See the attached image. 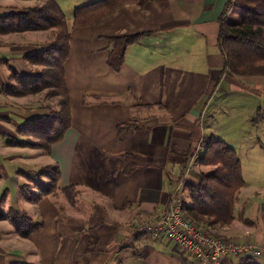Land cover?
<instances>
[{
    "label": "crops",
    "instance_id": "0c3cea01",
    "mask_svg": "<svg viewBox=\"0 0 264 264\" xmlns=\"http://www.w3.org/2000/svg\"><path fill=\"white\" fill-rule=\"evenodd\" d=\"M66 1L55 0L70 34L63 65L69 126L48 153L17 145L27 138L17 132L19 124L47 110L26 106L32 95L0 91V159L13 163L16 156L22 158L23 169L13 175L11 188L17 177L56 165L57 188L72 185L76 196L70 202L58 191L40 198L34 214L41 227L15 242L7 219H0V229L8 232L0 242L11 248L7 257L1 250L0 264H12V256L20 257L23 250L37 264H189L191 257L171 241L133 235L129 226L155 217L173 192L199 182L191 169H202L196 157L204 150L203 141L215 137L208 124H201V114L221 80L234 82L221 71L216 47V19L224 0H150L142 7L130 3L88 27H73L66 13L71 17L75 6L95 0ZM33 2L0 0V15ZM45 31L0 33V85L14 79L11 71L23 78L33 75L35 67L25 55L46 43ZM137 33L148 34L127 44L119 70H110L107 37ZM17 98L23 99L22 109H17ZM4 190L12 196L9 187ZM14 190L19 193V187ZM205 227L251 242L245 237L248 231H238L232 223ZM253 240L264 243L259 235ZM244 256L227 255L222 264H241Z\"/></svg>",
    "mask_w": 264,
    "mask_h": 264
},
{
    "label": "trees",
    "instance_id": "16d2710c",
    "mask_svg": "<svg viewBox=\"0 0 264 264\" xmlns=\"http://www.w3.org/2000/svg\"><path fill=\"white\" fill-rule=\"evenodd\" d=\"M39 1L40 4L22 11L0 15V33L49 30L52 35L50 43L25 55V59L38 68L37 71L28 78L11 71L15 84L0 85V91L12 96H26L46 90L47 95L58 98L56 109H48L46 114L25 121L17 128L18 133L34 137L25 142L17 141V145L25 144L48 153L51 146L61 139L70 122L63 71L69 54L70 34L65 17L55 0ZM148 1L150 0H95L73 8L71 25L88 27L126 4L135 3L142 7ZM216 20V47L223 60L221 71L229 77L264 78V0H224ZM146 34L148 33L107 37L111 43L106 59L108 68L117 72L122 65L126 45ZM259 116L258 108L252 121L255 122ZM127 126L119 125L117 131ZM203 146L204 150L196 157V161L199 165H210L212 169L200 171L197 185H184L188 202L181 204V210L195 225L227 224L233 219L235 194L244 183L240 161L233 147L213 135L203 141ZM25 178L31 185L22 184L20 192L29 202L54 195L57 190L65 194L69 201L75 197L72 185L57 189L59 170L56 165L43 166L35 174L25 175ZM4 218L10 223L13 232L22 238L41 227V222H31L25 213L14 208H8L6 213L0 211V219ZM241 264L260 263L246 255L241 259Z\"/></svg>",
    "mask_w": 264,
    "mask_h": 264
},
{
    "label": "rangeland",
    "instance_id": "374dc122",
    "mask_svg": "<svg viewBox=\"0 0 264 264\" xmlns=\"http://www.w3.org/2000/svg\"><path fill=\"white\" fill-rule=\"evenodd\" d=\"M33 1L34 2L31 4V6L41 3L39 0ZM64 3L68 4L69 1L64 0ZM25 8L18 9L17 11H22ZM66 14L68 20L70 21L71 17L68 11ZM44 33L45 34L42 35L46 36V43H50L52 39V35L50 34L51 32L46 30ZM44 39L45 37L42 38V41ZM46 43H44V45ZM210 50H212V48H210ZM33 66L35 67L32 71L34 74L38 68H36L35 65ZM246 78L247 80L241 77H233L234 82L226 79L220 81V90L213 92L212 96L207 101L205 108L203 109L204 112L201 114V124H208L217 139H221L226 144L233 147L240 161V170L244 183L235 194L236 196L234 198L232 210L234 219L230 222V224L232 223V225H234L238 231H240V229L242 232L243 230H247L248 232H246L247 235L245 237L250 239L251 242L254 241L253 239H256L258 235L264 242V78L260 76H251ZM8 84H15V79L11 80V82ZM28 99L29 101L25 104L26 106L31 107V109L40 108L39 106H41L44 109L46 108V110L56 109L58 100V98L55 96L47 95L46 90L32 94V97ZM20 101H23V99L17 98V109H22V106L24 105L23 102ZM258 108L260 109V116L254 122L252 121V118L256 117ZM22 135L27 137L26 140L34 139L32 135ZM26 140L21 142H25ZM21 146L26 145L21 144ZM27 147L32 148L31 146ZM34 149L43 152L40 148ZM21 160L22 158L17 156L13 163H11L12 161L8 163L7 159L5 161L0 159V174L3 176L0 178V205L2 207H0V211L2 213H6L8 209H6L2 203H9L11 208L15 207L17 211L25 213L31 219V222L40 223L34 214V203L36 202H29L23 197H20V186L23 183H27L28 185L31 184L26 180V178L24 179L23 177H17V186H14V188L19 187V193L18 191L16 192L14 188H11V184L13 183L11 179L13 175L16 171L23 169V162ZM13 168H15L14 172ZM197 168L198 167H195L193 170L191 169V171H193L192 174L194 178L199 180L200 171H209L212 169V166L202 165V169H200L199 172H195ZM18 178H20L22 181L18 180ZM4 187L10 188V194L12 196H9V193L4 190ZM57 192H55V194ZM15 194H17V198L14 199ZM187 197L188 193L183 187L180 192H173L170 202L174 201L175 199H179L181 204L187 203ZM73 200L74 199H72V201ZM254 205L256 210L254 209ZM183 215L186 216L185 213H183ZM186 218L189 219L188 217ZM140 221H142V219H139L129 226V231L131 234L145 235L143 233L134 232L135 225H137ZM198 226L207 230V228L201 224ZM219 226L221 225L219 224ZM12 230L13 229L11 228V232L9 231V237L10 235L14 234ZM7 234L8 232L5 234L2 232V229H0V238L6 236ZM213 234L222 236L217 233ZM15 236H17V238ZM15 236L14 242L18 239H22V237L18 235ZM10 240H12V238ZM257 244L262 246V251H260L256 257L261 259V263H264V243L258 242ZM4 245L6 246L5 241L1 240L0 253L2 250L3 255L7 257L9 254H11V248L6 249ZM23 251L18 253L20 257H15L16 255L12 256L10 262L12 264H37L34 263L33 260L29 261L28 258H31L30 253ZM34 258L36 259V257ZM24 261L26 263H24Z\"/></svg>",
    "mask_w": 264,
    "mask_h": 264
},
{
    "label": "built area",
    "instance_id": "2783aa9c",
    "mask_svg": "<svg viewBox=\"0 0 264 264\" xmlns=\"http://www.w3.org/2000/svg\"><path fill=\"white\" fill-rule=\"evenodd\" d=\"M134 232L166 238L191 257L189 264H222L227 255L256 257L262 251L257 243L218 236L195 225L183 215L179 199L171 201L155 217L142 219Z\"/></svg>",
    "mask_w": 264,
    "mask_h": 264
}]
</instances>
